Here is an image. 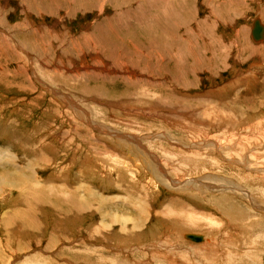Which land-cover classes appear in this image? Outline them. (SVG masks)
<instances>
[{"label":"rangeland","instance_id":"1","mask_svg":"<svg viewBox=\"0 0 264 264\" xmlns=\"http://www.w3.org/2000/svg\"><path fill=\"white\" fill-rule=\"evenodd\" d=\"M261 3L0 0V264H264Z\"/></svg>","mask_w":264,"mask_h":264},{"label":"bare ground","instance_id":"2","mask_svg":"<svg viewBox=\"0 0 264 264\" xmlns=\"http://www.w3.org/2000/svg\"><path fill=\"white\" fill-rule=\"evenodd\" d=\"M207 1V0H206ZM261 1V0H260ZM264 1V0H263ZM262 4V3H261ZM264 11V4H262L261 5V11ZM261 15H262V17L264 18V14H262V12H261ZM263 20L264 19H262L261 17H260V19H259V23L261 24V25H264V23H263ZM255 24H256V21L254 22V26H255ZM254 26H253V29H254ZM248 28L246 27V30H247ZM211 32V31H210ZM248 32V31H247ZM246 34V33H245ZM251 34H252V40L253 41H256V42H260L261 44H259L258 46L260 47V46H263V44H262V42H263V40H264V30H263V36H261L260 38H256L255 36H254V31L252 30L251 31ZM248 36V35H247ZM257 47V46H256ZM259 56V55H258ZM85 60V59H84ZM97 65V64H96ZM79 66V65H78ZM93 66V65H92ZM91 65H88L86 62H83L78 68L80 69V70H85L86 71V73L88 72V71H91L92 69H94L95 67H92ZM105 71H106V67H102ZM101 69V68H100ZM129 70V69H128ZM59 71V70H58ZM57 71V72H58ZM135 71V70H134ZM92 72V71H91ZM130 73H131V71H129ZM35 73V72H34ZM55 73V72H54ZM96 73V72H95ZM94 73V74H95ZM92 74V73H91ZM88 75V74H87ZM109 75V74H108ZM113 75V74H112ZM208 109V108H207ZM160 110V109H159ZM154 115V114H153ZM89 118V117H88ZM166 118V117H165ZM89 122H91V121H89ZM92 123H94V122H92ZM99 123V122H98ZM99 125H100V123H99ZM100 127V126H99ZM101 127L103 128L104 126H103V124L101 123ZM106 127H107V125H106ZM109 127V126H108ZM105 128V127H104ZM115 129V128H114ZM114 129H108V131H106V132H110V133H113L116 137H118V139L119 138H121V140H123V139H127V140H129V139H131V140H134L135 141V139H140V137H136V136H128V134L126 133H123V132H121V131H119L118 129H116V130H114ZM103 131H104V129H103ZM145 136V135H144ZM148 136V135H147ZM114 137V136H113ZM166 137V136H165ZM144 138V137H143ZM167 138V137H166ZM214 141V140H213ZM125 142H128V141H125ZM212 143V142H211ZM199 144V143H198ZM140 145L142 146V151L143 150H145L146 152H147V150H146V148H144V146L141 144V142H140ZM194 145H197V144H194ZM226 147V146H225ZM230 147V146H229ZM233 148V147H232ZM148 149V148H147ZM220 150V149H219ZM223 150V149H222ZM230 150V149H229ZM232 150V149H231ZM111 151V150H110ZM207 151V150H206ZM225 152V151H224ZM237 153H238V151H236ZM235 152V153H236ZM222 153V152H221ZM236 153V154H237ZM239 154V153H238ZM232 155V154H231ZM235 156V155H234ZM239 156H241V155H239ZM238 156V157H239ZM220 157V156H219ZM242 157V156H241ZM232 159H234V157L232 158ZM256 160V159H255ZM264 161V160H263ZM104 162V161H103ZM245 162L246 161H244L243 163H244V165H246L245 164ZM159 163V162H158ZM237 163H239V162H237ZM262 163V162H261ZM104 164H105V162H104ZM157 164V163H156ZM214 164H216V162H214ZM109 165V164H108ZM112 165V164H111ZM205 165V164H204ZM114 168H116L115 167V165L113 166ZM200 167V166H199ZM254 167V166H253ZM257 169V168H256ZM261 170V169H260ZM160 171V170H159ZM159 173H161V175H162V172L160 171ZM242 176V175H241ZM161 178H163V175H162V177ZM211 180H214L215 182H218V180L215 178V179H213V177H211L210 178ZM244 179V178H243ZM20 180H21V183H22V179L20 178ZM158 181V180H157ZM159 181H161V180H159ZM206 181H204L203 183H205ZM220 182V181H219ZM233 183H235V182H233ZM180 184H181V186H180ZM190 185H196V183L195 182H193V180L189 183V182H187V181H183V182H179V181H177V182H175V186H179L180 188L181 187H183V189L185 188V187H189ZM25 186V185H24ZM30 187H32L31 185H29ZM34 186V185H33ZM37 186V185H36ZM35 186V187H36ZM214 186V189H220V190H223V188L222 187H219L218 185H213ZM30 187L28 188V189H30ZM34 187V188H35ZM33 188V187H32ZM37 189H38V187H37ZM182 189V190H183ZM236 189H239V188H236ZM24 190H26V189H24ZM31 190V189H30ZM27 191V190H26ZM29 191V190H28ZM40 191V190H39ZM39 191H37V192H39ZM24 192V191H23ZM22 192V194H24ZM33 192V191H32ZM36 195H37V193H35ZM39 195H40V192L38 193ZM25 195V194H24ZM29 195V194H28ZM31 195H32V193H31ZM27 196V195H26ZM30 196V195H29ZM33 197V196H32ZM37 197V196H36ZM36 197H33V198H36ZM25 199V198H24ZM36 200V199H35ZM202 235V234H201ZM185 237H186V234H185ZM192 240V239H191ZM204 240V236L202 235V239L201 240H193V241H196V242H201V241H203ZM254 259H257V257H255ZM115 260H117V258L115 259ZM115 260H114V262H115ZM122 261V260H121ZM117 263V262H116ZM120 263H122V262H120ZM125 263H128V262H126V260H125ZM118 264H119V260H118Z\"/></svg>","mask_w":264,"mask_h":264},{"label":"water","instance_id":"3","mask_svg":"<svg viewBox=\"0 0 264 264\" xmlns=\"http://www.w3.org/2000/svg\"><path fill=\"white\" fill-rule=\"evenodd\" d=\"M263 30H264V25H261L259 23V20H256V24L254 26V36L256 38H260L261 36H263ZM186 238L192 239V240H201L202 239V235L201 234H197V233H186Z\"/></svg>","mask_w":264,"mask_h":264}]
</instances>
